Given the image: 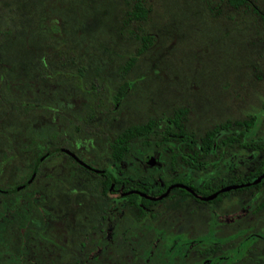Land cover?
<instances>
[{
  "label": "rangeland",
  "instance_id": "rangeland-1",
  "mask_svg": "<svg viewBox=\"0 0 264 264\" xmlns=\"http://www.w3.org/2000/svg\"><path fill=\"white\" fill-rule=\"evenodd\" d=\"M142 1L147 18L125 22L127 0H0V187L25 180L33 159L54 149L108 166L113 136L180 107L187 109L183 128L196 133L195 140L217 124L253 116L245 143L264 142V0H247L250 7L225 0ZM144 34L150 44L136 54ZM96 122L97 142L89 134ZM148 139L131 143L144 149L125 153L121 166L132 161L135 167L159 135ZM230 150L234 155L222 156L240 153ZM243 152L239 171L210 167L203 183L250 178L255 153ZM157 154L156 167L168 162ZM63 155L51 152L24 191L0 194V264H20L19 239L27 264L39 251L47 257L50 239L63 241L64 185L81 178ZM263 199L264 184L232 191L218 206L177 196L154 207L156 218L138 223L142 235L130 226L117 245L137 264H264ZM190 229L198 233H184Z\"/></svg>",
  "mask_w": 264,
  "mask_h": 264
},
{
  "label": "flooded vegetation",
  "instance_id": "flooded-vegetation-1",
  "mask_svg": "<svg viewBox=\"0 0 264 264\" xmlns=\"http://www.w3.org/2000/svg\"><path fill=\"white\" fill-rule=\"evenodd\" d=\"M178 111H183V115L176 117L175 113ZM186 111V108L180 107L174 109L173 113L170 116H165L164 119L161 116L157 119L154 117L147 119L145 123H150L148 125L152 128V132L157 131L158 133H142L141 136L131 139L126 147L112 145L111 143L115 141L117 135L113 136L110 141L111 151L109 153L108 166L103 168L98 166V164L97 166L92 165L65 149H54L49 153H47L48 151L44 152L47 154L38 164L32 161L33 164L28 177L19 183L24 184V188L20 192L29 187L35 179L38 169H40L39 167L50 156L51 152L55 151L64 154L62 157L68 160V165L74 169L75 175L78 174L81 178L78 177L79 179H76L72 176V179L76 181L75 185H64L66 204L63 207L64 211L60 217L63 220V228L65 231L63 241L54 242L50 239L51 241L48 242L50 247L46 249L48 250L46 252L47 257H40L39 251L35 254L37 255L36 259H33V261L29 260L31 262L30 264H137L132 259H129L131 261L130 263L127 258L129 253L122 252L124 248L118 247L117 243L120 241L118 234L125 232L131 226L136 229L135 232L137 235H142L143 232L137 225L144 220L150 221L156 218L155 206L177 196H184L190 203L199 202L218 206L219 203L224 202L228 198L230 192L248 187L249 184L246 185V183H250L249 181H239L237 183L227 184L238 185L235 188L220 190L227 185L210 186L207 182L203 183L205 179L201 176L203 171L210 167L218 170L221 166L227 165L229 166L227 167L228 170L239 171L240 166H244L243 151L246 149L244 140L246 132L245 119H237V123H234L235 120L232 122H223L225 127L221 130H224L225 132L222 133L225 134L222 137L219 135L221 130H218L216 133H205V131L200 135L198 140H195L193 136L196 133H188L183 128L184 114ZM89 134L97 142V122L95 131ZM150 134H158L159 139L157 142L153 141L152 148H145L147 149L146 152L140 155L142 160H139V156L135 167L131 166L132 161L121 166L120 163L125 153L131 154V149L133 148L144 149L141 146H132L131 143L141 137L143 143L150 144L151 142L148 139ZM205 135L206 137H210L205 138ZM218 137H220L219 140L216 139ZM229 137L231 139H228ZM208 141L211 144L205 145L204 143ZM231 148L240 153H238L236 158H224L222 155L225 153L234 155L235 151H231ZM117 152H122V155L119 157ZM156 153L166 155L168 162L163 160L160 166L156 167V160L159 159L158 154L155 155ZM149 156L155 159L152 165L147 162ZM114 159H119V161L115 162ZM185 167L189 168V171ZM150 168H158V170L155 172L148 171ZM198 170H202V172L197 173ZM168 171H177V173L170 175ZM198 174H200L201 179L197 176ZM153 176L155 178L154 181L150 180ZM163 177H166L167 180H164ZM106 178L109 179V185L105 183ZM156 180L160 181V186L166 183L159 194L152 195L138 188L128 187V183H134L142 187L153 185V189H157L154 186ZM168 180L173 181L168 182ZM77 183L86 188L83 189L84 194L80 189L78 190ZM173 184L174 186L169 188L167 193L161 198H149L161 195L167 186ZM259 187L255 188L257 189ZM210 194H214L211 199H202V197ZM106 203H109L111 207H105ZM123 208H126L128 212L124 213ZM97 210H99L98 214ZM41 211H44V214L48 213L44 209H41ZM240 217L241 215H238L237 219ZM124 220L130 223L127 225ZM195 229H190L188 233H184L187 235L197 234L198 232ZM157 232H160V234L163 233L161 231ZM148 233L150 232H145L142 239H146L145 235ZM39 235L41 234L38 233ZM137 239H139L137 236L133 238V242H136ZM190 240L194 242L193 239L190 238ZM16 245L18 249V260L22 264L25 259H29L24 256V251H21L24 249L23 240L19 239ZM129 248L131 249V247ZM206 248L212 250L211 247ZM40 249L42 248L40 247ZM113 250L115 251L113 252ZM116 250L122 253L121 256L118 255ZM102 251H105V253L102 254ZM114 255L118 256L114 257Z\"/></svg>",
  "mask_w": 264,
  "mask_h": 264
},
{
  "label": "trees",
  "instance_id": "trees-1",
  "mask_svg": "<svg viewBox=\"0 0 264 264\" xmlns=\"http://www.w3.org/2000/svg\"><path fill=\"white\" fill-rule=\"evenodd\" d=\"M130 3V8L128 10H126L125 12V16L123 18V21L127 22L130 20H134V21H144L147 18L148 15V8L144 5L142 0H127ZM225 2H227L229 5L232 6H239V5H244L247 7H250L249 3L247 0H225ZM253 12H255L261 19L263 18V15H261L258 11H256V9H253ZM141 44L139 46V48L136 50V54H140L142 53L150 44V36L148 34H144L141 35L139 37ZM135 57L131 56L129 57V59L127 60V62L124 65V69L126 70L131 63L134 61ZM124 89L123 85L118 86L117 88V92L114 96V99L117 101L118 97L122 94V91ZM179 115H183V111H178L175 113V116L178 117ZM252 121H253V116L248 117L247 119L244 120V124H245V129L248 130L251 125H252ZM238 121L235 120L234 123H237ZM150 123H144V124H140V125H133V126H129L127 127L124 131H122L120 134L117 135V137L115 138V141L112 142L111 144L116 146V147H126L128 142L131 139L136 138L137 136H141L142 133H152V128L149 127ZM225 125L224 123L221 124H217L215 126H213L211 129L207 130L205 133H216L218 130L224 129ZM210 137V136H209ZM206 137L205 138H209ZM227 139V137H225ZM228 139H231L230 137ZM231 142V141H229ZM205 145H210L211 142L208 141L207 143H204ZM245 147L246 149H249L250 151H253L255 153V163L256 165L252 168L251 172L249 173V177L247 180H249V182H251L253 179H255L259 174H261L264 171V142H246L245 143ZM50 151H48L47 153H49ZM44 153L43 155H38L36 156V158L33 160V163H39L40 161L43 160V157L47 154ZM117 155L120 157L122 155V152H117ZM188 160V159H187ZM115 162H118L119 159H114ZM150 180H155L154 176L150 179ZM245 180V181H247ZM173 180H168V182H171ZM165 182V181H164ZM20 182L17 183H13L10 184L9 186H5V187H0V194L1 195H16L18 194L21 189L24 188V184H19ZM106 185H109V179L106 178ZM264 184V177L255 184L249 183V187H259L260 185ZM166 183H163L160 186V181L155 182V185L157 189H153V185H146L145 187L134 184V183H128V187H133V188H138L141 191L145 192V193H150L152 195L154 194H159L163 188L165 187ZM247 188V187H246ZM200 193H205V192H200ZM264 202V199L263 201ZM17 258V256L15 257ZM22 264H27L26 262H23Z\"/></svg>",
  "mask_w": 264,
  "mask_h": 264
},
{
  "label": "water",
  "instance_id": "water-1",
  "mask_svg": "<svg viewBox=\"0 0 264 264\" xmlns=\"http://www.w3.org/2000/svg\"><path fill=\"white\" fill-rule=\"evenodd\" d=\"M147 162L152 165V164H154L155 159L153 157L149 156L147 158ZM263 177H264V171L261 174H259L255 179H253L250 183L255 184V183L259 182L260 179L263 178ZM247 184H249V183H246V185ZM173 186H174V184L173 185H169V186H167V188L165 189V191L163 193H161V195H159L157 197H149V198L150 199H159V198H161L162 196H164L167 193V191L169 190V188H171ZM236 186H238V185H227V186H224L223 188H221L220 190H228V189L235 188ZM213 196H214V194H210L208 196L202 197V199L203 200H208V199H211Z\"/></svg>",
  "mask_w": 264,
  "mask_h": 264
}]
</instances>
